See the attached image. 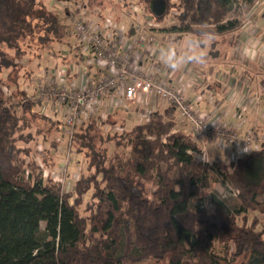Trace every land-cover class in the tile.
<instances>
[{
  "label": "trees",
  "instance_id": "obj_1",
  "mask_svg": "<svg viewBox=\"0 0 264 264\" xmlns=\"http://www.w3.org/2000/svg\"><path fill=\"white\" fill-rule=\"evenodd\" d=\"M73 1L99 16L102 3L110 2ZM150 1L137 3L155 22L169 14L176 18L159 30L188 32L195 40L201 29L224 34L242 22L229 16L234 0H164L159 14ZM63 11L72 13L66 6ZM59 18L44 0H0V264H128L147 257L169 264H264V220L258 216L264 214L258 197L264 195V143L228 161H209L192 133L175 128L177 110L171 105L107 135L99 127H112L110 117L92 115L73 132V152L85 160L73 185L64 189L45 174L63 152L56 121L32 109L41 100L28 91L47 66L38 76L33 69L17 73L20 78L10 70L28 65L22 45L36 49L60 41L67 32ZM78 42H65L68 57L55 52L61 56L57 64L85 62ZM43 49L38 56L54 50ZM36 115L47 124L33 133L30 118ZM34 140L42 163L31 152ZM217 176L238 189L237 202L228 206L213 192L212 207L193 203ZM250 211L257 213L250 217Z\"/></svg>",
  "mask_w": 264,
  "mask_h": 264
},
{
  "label": "built area",
  "instance_id": "obj_2",
  "mask_svg": "<svg viewBox=\"0 0 264 264\" xmlns=\"http://www.w3.org/2000/svg\"><path fill=\"white\" fill-rule=\"evenodd\" d=\"M59 2L67 7L68 0ZM74 6L77 14L72 22L77 38L82 46L89 45L92 48V55L84 63L76 64L78 76L84 77L86 81L63 82L69 73L66 63L47 67L40 77L33 79L36 84L35 98L41 100L43 105L40 112L49 117L57 114L61 118L57 140L62 148V160L51 170H45V174L50 173L63 188L67 181L77 178L81 171L80 168L68 170L74 153L73 132L79 122L92 115L103 118L110 106L121 103L127 107L130 101L145 100L151 93L173 106L178 115L190 124L191 133L201 144L202 151L205 140L211 139L225 151V159L228 161L264 143V133L256 134L252 129L240 131L196 109L186 98L182 87L176 86L177 71L166 68L162 62L152 63L153 69L150 71L138 64V48L147 50L156 41L152 31L156 22L149 14H144L143 7L137 2L129 1L123 5L129 17L127 22L109 15L90 14L89 9L78 4ZM129 28L131 34L127 35ZM92 64L104 70V75L96 81L87 78V68ZM4 89L6 91L7 88ZM148 116L149 113H146ZM121 128L119 124L113 126L115 131ZM232 189L237 195L238 189Z\"/></svg>",
  "mask_w": 264,
  "mask_h": 264
},
{
  "label": "crops",
  "instance_id": "obj_3",
  "mask_svg": "<svg viewBox=\"0 0 264 264\" xmlns=\"http://www.w3.org/2000/svg\"><path fill=\"white\" fill-rule=\"evenodd\" d=\"M253 1L251 7L256 15L251 14V16L248 13L241 18L239 28L229 33L216 34L215 40L209 46L204 48L201 45L196 48L195 51L203 49L207 52L205 61L186 63L177 70L176 86L182 87L186 98L196 109L209 114L211 118L216 117L240 131L252 129L256 134H262L264 133V0ZM160 26L156 25L152 30L156 36L154 44L147 50L138 48V64L145 69L148 68L149 71L153 69L152 63L161 62L163 50L171 47L178 55L191 56L192 50L188 48V41L189 39L193 42L197 41L188 32L159 30ZM130 30L129 28L126 31L127 35L131 34ZM76 39L78 40L77 36ZM81 47L83 56L88 58L92 55L91 46L81 44ZM68 49H65L66 53ZM64 63L68 65L69 73L63 82L68 84L72 81L75 83L86 81L84 77L78 76L76 64ZM56 64L57 60L48 67ZM87 71V78L91 81H96L104 75V70H99L95 64L89 65ZM28 92L31 96L34 95L35 90ZM128 105L126 107L119 103L107 109L109 112L105 116L110 117L111 126L122 123L124 127H129L133 123L146 120L148 118L146 113L152 110L164 112L170 106L152 93L148 94L145 100L130 101ZM128 120L130 122L125 126ZM175 128L188 134L192 132L190 124L178 113ZM203 151L211 161L224 158L222 154L224 151L211 139L205 140Z\"/></svg>",
  "mask_w": 264,
  "mask_h": 264
},
{
  "label": "rangeland",
  "instance_id": "obj_4",
  "mask_svg": "<svg viewBox=\"0 0 264 264\" xmlns=\"http://www.w3.org/2000/svg\"><path fill=\"white\" fill-rule=\"evenodd\" d=\"M47 5H51L53 7V10L59 14L60 18V23H64L65 26H66V32L65 33L64 31L60 34L61 36V39L60 41L58 42L56 39L53 40V42L50 44H47L45 47H42V48H27V46L25 45H22V49H24L25 51H29L27 55H29V59H28V65L27 67L25 68V70L23 68L19 69V70H16L14 68H12V70H10V75H12V77L14 78H20L21 75L18 76L17 73H21L22 71H25L27 72L28 69H33L34 72L33 73H36L37 76L39 75L40 73V70H42L44 67H48L49 65L56 62V60H54V58H60L61 56L59 57H56L58 54H56L57 52L60 54V55H65L67 56L68 54L65 52V49H68L67 45L65 44L66 43H70V45H74L75 42L77 41L75 35L73 34V31H74V26H73V17L75 14V3L73 0H68V4H67V8L68 10H70V12H72L71 14L69 13H64L63 11V4L59 2V0H44ZM67 1V0H66ZM129 1H132V2H139L142 6L145 4L146 0H129ZM123 2V1H122ZM121 2V3H122ZM234 4H233V7L229 13V16H238L241 18H244L245 15H248V13L251 14H254L256 15V13H254L252 11V3L254 2H248L246 0H234L233 1ZM120 0H110L109 3H102L104 8L102 7H99L101 9V13L104 14V15H109L110 17L112 16L113 18H118V20H120L121 22L122 21H129V17L125 14L124 10V6L123 5H120ZM259 3V2H258ZM251 10V11H250ZM250 11V12H249ZM260 11V10H258ZM88 12V10H87ZM90 14H92L91 11H89ZM252 16V15H251ZM176 22V18L173 17L172 14H169L165 17V19L161 20V21H157L156 20V25H169V24H172ZM70 41V42H69ZM50 47L51 49H54L53 50V53L54 55H51L50 56V53L49 50H44L45 48H48ZM44 48V49H43ZM41 49H43L44 51L42 52V55L38 56L37 53L39 51H41ZM56 52V53H55ZM81 53L84 54L83 50H81ZM27 55H24V59L27 58L28 56ZM69 56H72V53L69 54ZM68 57V56H67ZM61 59V58H60ZM70 59V58H69ZM70 60H73V59H70ZM38 63V65H37ZM7 70H5L4 72L6 73ZM20 81H22V84L24 87H27V89H30L29 86H27V80L24 79H19ZM4 81H7V83H10V86H11V90H13L15 93L14 95L18 96V97H21L20 95V91L19 89H17V87H14L12 84V81H10L7 77L5 78ZM21 86V85H20ZM9 88L6 89V93H9L10 91ZM42 108H43V105L42 103L39 104L38 106H34L32 107V109L36 110V113L42 111ZM38 111V112H37ZM52 119H54L57 123V130L54 132L56 135H59L58 134V131L60 130V127H59V124H60V116L59 115H54V116H51ZM32 124L31 126L29 127V129L32 130V132L34 133L35 130L37 128H41L43 129L45 126H43L44 124H47V122L45 120H41L40 118H37V115L36 116H31L30 118ZM111 121V120H110ZM130 121L128 120V122H126V125L125 126H128V123ZM105 128L104 130L102 129L103 125L100 126V131L102 133H104V135H107L108 133H110V131H113V126L112 127H109L108 126V123H105ZM235 127V126H233ZM109 130V131H108ZM38 140V138L36 139ZM36 140L34 141H31L30 144L32 147V150L31 152L34 153L36 159L39 161V162H43V159H41V156H42V150H41V147H40V144L38 142H36ZM37 143V144H36ZM20 145H22V143H19ZM215 144L217 146H219L216 142ZM110 149H113V143H110ZM41 150V151H40ZM30 152V153H31ZM222 154H224V158L221 157V160H225V151L222 152ZM72 160L70 161L69 163V167L68 169H73L71 171H75L77 170L78 168L82 169V167L84 166V163H85V160L82 156H79L78 154L76 153H73L72 154ZM202 159L204 160H210V158L208 159L207 157V153L204 152V156L202 155ZM76 168V169H75ZM73 185V182H72V179H70L69 181L66 182V185L64 186V189H69L71 186ZM233 186H231L229 183H226V182H223V178L221 176H217V178L215 179V177L212 179V181L208 182L207 185L205 186V188L203 190H201V194L203 195V199H193V203L195 202H200L201 201V204L202 205H207L209 207H212V204H211V199L209 198L210 194L211 193H216L217 197H219L220 199H223L225 201V203L228 205V206H233L238 198L236 197V195L234 194L233 192V189H232ZM260 200H264V195H259L258 196ZM192 203V205H193ZM83 208V205H81V210ZM83 212V210H82ZM257 213V212H255ZM254 212L250 211L249 212V216L251 217L253 214H255ZM258 216L264 220V214H258ZM42 224H44V222H42ZM128 264H169L167 263V260H157L153 257H147V259H136L135 261L133 262H129Z\"/></svg>",
  "mask_w": 264,
  "mask_h": 264
},
{
  "label": "clouds",
  "instance_id": "obj_5",
  "mask_svg": "<svg viewBox=\"0 0 264 264\" xmlns=\"http://www.w3.org/2000/svg\"><path fill=\"white\" fill-rule=\"evenodd\" d=\"M198 35L199 40L193 42L191 39H189L188 41V48L192 50L191 56L178 55L175 49L169 47L168 49L163 50L161 52L162 64L172 71H177L182 68L186 63H203L206 59L207 52L203 49L199 51H195V49L199 48L201 45H203L204 48L209 46L215 40L216 34L211 30L201 29ZM204 162L207 163V161ZM205 207L207 208L208 206L205 205Z\"/></svg>",
  "mask_w": 264,
  "mask_h": 264
},
{
  "label": "water",
  "instance_id": "obj_6",
  "mask_svg": "<svg viewBox=\"0 0 264 264\" xmlns=\"http://www.w3.org/2000/svg\"><path fill=\"white\" fill-rule=\"evenodd\" d=\"M164 4V0H151L149 5L154 13L159 14L164 10Z\"/></svg>",
  "mask_w": 264,
  "mask_h": 264
}]
</instances>
